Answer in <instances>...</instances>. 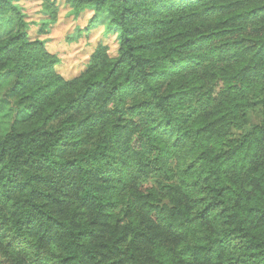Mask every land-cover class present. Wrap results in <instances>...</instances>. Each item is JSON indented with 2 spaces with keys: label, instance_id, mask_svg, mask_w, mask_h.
Listing matches in <instances>:
<instances>
[{
  "label": "trees",
  "instance_id": "obj_1",
  "mask_svg": "<svg viewBox=\"0 0 264 264\" xmlns=\"http://www.w3.org/2000/svg\"><path fill=\"white\" fill-rule=\"evenodd\" d=\"M67 2L72 79L0 0V264H264V0Z\"/></svg>",
  "mask_w": 264,
  "mask_h": 264
},
{
  "label": "rangeland",
  "instance_id": "obj_2",
  "mask_svg": "<svg viewBox=\"0 0 264 264\" xmlns=\"http://www.w3.org/2000/svg\"><path fill=\"white\" fill-rule=\"evenodd\" d=\"M13 2L26 15L30 38L43 41L59 59L55 68L65 79L80 75L98 48H106L111 56L118 53L119 32L108 29L107 13L97 14L92 8L77 13L67 0ZM7 121L9 118L0 113V130Z\"/></svg>",
  "mask_w": 264,
  "mask_h": 264
}]
</instances>
